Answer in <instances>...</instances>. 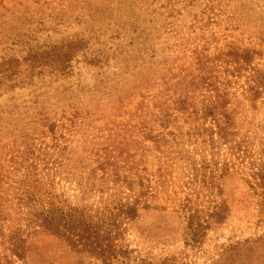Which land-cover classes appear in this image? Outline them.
Masks as SVG:
<instances>
[{
  "label": "trees",
  "instance_id": "1",
  "mask_svg": "<svg viewBox=\"0 0 264 264\" xmlns=\"http://www.w3.org/2000/svg\"><path fill=\"white\" fill-rule=\"evenodd\" d=\"M43 1L50 0H15L39 26L51 17L60 20L64 14L38 17L40 6L49 4ZM200 1L186 0L185 9ZM94 3L76 20L100 19L123 1ZM97 29L94 24L86 31ZM93 38L44 42L28 50L22 67L68 75L82 55L93 68H109V56L94 49ZM123 49L120 57L133 68L128 62L135 51ZM135 54L142 64H167L156 44H139ZM193 54L189 64L173 60L177 70L168 68V75L156 70L157 92L143 95L97 141L76 144L70 136L76 118L67 128L45 112L16 129L12 140L0 136V264H185L177 255L135 256L129 228L147 212L170 214L183 224L185 248L197 252L208 233L232 217L226 185L235 176L254 198L255 224L264 230V50L229 42L213 53L205 45ZM154 77L146 76L144 89ZM212 264H264V233L230 244Z\"/></svg>",
  "mask_w": 264,
  "mask_h": 264
},
{
  "label": "rangeland",
  "instance_id": "2",
  "mask_svg": "<svg viewBox=\"0 0 264 264\" xmlns=\"http://www.w3.org/2000/svg\"><path fill=\"white\" fill-rule=\"evenodd\" d=\"M92 1H43V5L47 2L51 5H41L38 17L64 15L56 22L53 17L46 19L40 26L35 23L37 18L32 11L16 8L15 0H5L0 5V120L3 126L0 136L4 142L12 140L16 129L42 112L58 126L67 128L74 116L78 123L70 136L76 144L92 137L97 141L115 130L114 123L134 110L143 95L157 92L155 81L159 73L156 70L160 67L168 75V68L177 70V64L191 63L193 51L205 45L210 53L229 42H242L264 50L262 0H201L190 9H185L186 0H177L179 5L173 7L166 0H122L120 8L113 7L111 14L105 9L100 19L76 20L80 12L95 6ZM23 15L28 18L23 20ZM94 24L98 25L97 31H86ZM73 37H94V49L105 50L109 68L102 71L93 68L84 62L82 55L71 64L68 75L50 68L31 72L29 66L22 67L23 57L30 48ZM144 43L156 44L161 54L159 60H167V64L156 68L142 64L139 58L136 60L135 52ZM123 47L125 51H135L134 54L130 51L134 59L128 62L135 68H126L124 58L120 57ZM175 59L177 64L173 63ZM153 75L155 80L152 79L149 89H144L143 80ZM226 186L232 217L223 227L208 233L202 249L195 252L185 248L183 224L177 218L147 212L127 234V244L135 250L134 255H177L185 264H212L217 254L230 244L258 238L264 230L255 224L256 206L251 193L238 176ZM47 250L51 254L56 252L52 245ZM60 256L71 261L62 252Z\"/></svg>",
  "mask_w": 264,
  "mask_h": 264
}]
</instances>
